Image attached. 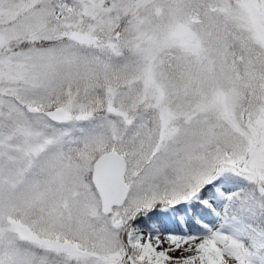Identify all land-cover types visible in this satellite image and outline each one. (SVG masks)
<instances>
[{"label":"snow or ice","instance_id":"1","mask_svg":"<svg viewBox=\"0 0 264 264\" xmlns=\"http://www.w3.org/2000/svg\"><path fill=\"white\" fill-rule=\"evenodd\" d=\"M0 264H264V0H0Z\"/></svg>","mask_w":264,"mask_h":264}]
</instances>
